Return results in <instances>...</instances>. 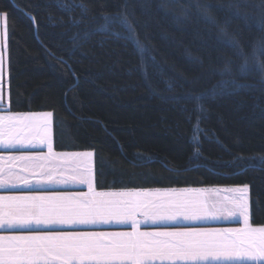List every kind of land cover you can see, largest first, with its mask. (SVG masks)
Here are the masks:
<instances>
[{
  "label": "trees",
  "instance_id": "16d2710c",
  "mask_svg": "<svg viewBox=\"0 0 264 264\" xmlns=\"http://www.w3.org/2000/svg\"><path fill=\"white\" fill-rule=\"evenodd\" d=\"M124 3L0 0L11 111L52 112L57 151L94 152L97 190L248 184L251 223L264 225V0H127L139 41L120 25L98 29ZM221 29L243 46L246 76ZM220 81L195 111L191 94Z\"/></svg>",
  "mask_w": 264,
  "mask_h": 264
},
{
  "label": "snow or ice",
  "instance_id": "6c2138e0",
  "mask_svg": "<svg viewBox=\"0 0 264 264\" xmlns=\"http://www.w3.org/2000/svg\"><path fill=\"white\" fill-rule=\"evenodd\" d=\"M85 11L86 5H79ZM127 0L120 8L112 14L103 16L104 23L98 25V29L103 32L109 31V25H120L127 29L134 39L139 41L136 33L135 24L130 18L127 10ZM8 14L0 12V48L6 46L8 36ZM35 21V17H31ZM212 22H215L214 20ZM112 34L120 35L113 28ZM223 38L234 49V54L243 59L244 63L239 66L240 74H248V56L243 46L234 35H229L226 29H221ZM91 33L85 32L81 37L79 34L73 37L74 42L77 39H83L85 42ZM256 47L264 48V38L256 41ZM233 61L228 60L221 75H232ZM260 70L264 73V62L260 65ZM5 58L4 52L0 51V105L4 103L3 79H4ZM264 79V77H262ZM218 82L212 88L199 93H192L191 98L196 102L195 111L203 112L205 109L199 103L204 96H215L223 91ZM235 89L240 88V84L231 80ZM72 87H75L74 85ZM40 115L45 118V130L49 133L43 141L47 144L51 152L52 144L50 138L52 112L40 114H14L7 118L0 115V134L3 133L4 121L9 122L18 117ZM193 140L199 143V135L203 130L200 128V120L197 118L194 124ZM206 134V133H205ZM0 146L3 141L0 140ZM199 152V148H196ZM89 158L93 156L92 152L83 154ZM264 160V157H261ZM49 177V182L51 181ZM27 183V181H26ZM39 183V182H38ZM81 184H87L89 192L94 191V176L91 167L87 173L81 175ZM30 186V185H29ZM0 187H5L3 180H0ZM240 195L234 202L233 207L226 209L231 217H241L244 227L239 229H227L223 232L218 231H158V232H140L139 223L151 222H177L181 218L184 220H204L208 218L216 219L218 217H208L200 214V209L196 208L191 202L177 201L171 205V210L163 213H151L145 211L147 217L144 221L136 222L133 217L135 211L132 208L145 207L147 205L132 204L128 205L129 210H123L118 202L89 199L85 197H3L0 196V229L3 228H30L36 227L53 228L54 226L89 225L97 223H111L112 216H123L124 219L117 220L118 223H127L131 220L133 232L119 233H83V232H49L35 235H0V264H152L157 259L190 260V261H208V260H244L255 262V264H264V226L254 228L249 223V185L229 189ZM175 191V190H170ZM188 191V190H181ZM97 195H104L99 193ZM7 202V205H5ZM20 202L26 211H19ZM157 207H165L159 205ZM239 234L247 241H237L228 234Z\"/></svg>",
  "mask_w": 264,
  "mask_h": 264
},
{
  "label": "crops",
  "instance_id": "0c3cea01",
  "mask_svg": "<svg viewBox=\"0 0 264 264\" xmlns=\"http://www.w3.org/2000/svg\"><path fill=\"white\" fill-rule=\"evenodd\" d=\"M4 103L0 105V115L8 117L14 114H40L46 112L14 113L10 109V87H9V64L5 60L3 79ZM49 133L45 130V118L40 115L18 117L9 122L4 121L3 133L0 140V180L5 187H0V196L3 197H85L95 200L114 201L121 205L123 210H129L128 205L140 204L148 207L132 208L135 211L133 219L141 222L147 219L145 211L151 213H163L171 210V205L177 201L191 202L200 209L201 215L208 217L204 220L192 221L181 218L177 222H151L139 223L140 232L158 231H218L227 229H239L244 227L241 217H231L226 209L233 207L234 202L240 195L229 189L239 186H211L203 188H174V189H151V190H111L100 191L95 186V156L91 158L78 155L89 151H57L54 145V117H51L50 138L52 149L49 151L47 144L43 141ZM91 167L94 176L92 193L89 192L87 184L80 183V177L87 173ZM49 177L51 181L49 182ZM27 181V183H26ZM39 182V183H38ZM30 185V186H29ZM188 191H181V190ZM175 190V191H170ZM103 193L104 195H97ZM24 202H20L19 211H26ZM7 205V202H5ZM164 205L165 207H157ZM249 223L258 228L264 225H253L251 223L250 189H249ZM111 223H97L89 225L54 226L45 228L43 226L30 228H3L0 235H35L49 232H83V233H119L133 232L131 220L127 223H118L117 220L124 219L123 216L106 217ZM237 241L244 240L239 234H228ZM152 264H173L169 259H157ZM174 264H255V262L244 260H208V261H186L175 260Z\"/></svg>",
  "mask_w": 264,
  "mask_h": 264
},
{
  "label": "rangeland",
  "instance_id": "374dc122",
  "mask_svg": "<svg viewBox=\"0 0 264 264\" xmlns=\"http://www.w3.org/2000/svg\"><path fill=\"white\" fill-rule=\"evenodd\" d=\"M3 29L0 28V32H2ZM0 43H3L2 41H0ZM9 45H8V36H7V41H6V46L3 47V48H0V51H3L4 52V58L7 62V67H8V64H9ZM89 152H92L93 153V156H95L94 152L93 151H89Z\"/></svg>",
  "mask_w": 264,
  "mask_h": 264
},
{
  "label": "water",
  "instance_id": "95a60500",
  "mask_svg": "<svg viewBox=\"0 0 264 264\" xmlns=\"http://www.w3.org/2000/svg\"><path fill=\"white\" fill-rule=\"evenodd\" d=\"M29 17H34L33 15H31V14H27ZM34 23H35V26H36V29H37V23H36V19H35V21H33Z\"/></svg>",
  "mask_w": 264,
  "mask_h": 264
}]
</instances>
